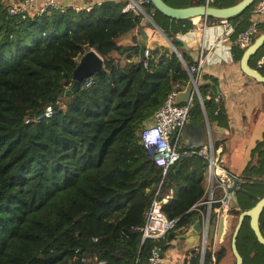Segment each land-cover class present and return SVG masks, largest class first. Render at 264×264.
<instances>
[{
	"label": "trees",
	"instance_id": "obj_1",
	"mask_svg": "<svg viewBox=\"0 0 264 264\" xmlns=\"http://www.w3.org/2000/svg\"><path fill=\"white\" fill-rule=\"evenodd\" d=\"M19 1L0 0V264H98L100 260L145 264L155 245L160 244L162 251L168 245L152 239L141 243L138 227L162 174L140 142V133L167 94L188 84L186 65L195 61L180 49L176 33L190 27L191 19H175L157 9L152 14L179 48L185 65L163 42L148 48L144 60L122 65L120 56H139L140 45L136 40L128 46L116 40L144 19L141 12L122 11L128 0H105L89 11L69 8L61 13L48 8L24 19L6 11L8 4ZM163 1L173 7L206 2ZM238 1L210 0V4L226 7ZM258 1L227 19L236 31L249 25ZM142 7L150 14L154 8L152 3ZM90 49L103 58V72L90 76L88 87L82 88L81 82L78 91L62 95ZM263 49L264 45L250 60ZM214 82L198 81V89L207 119L222 121L227 117L214 99ZM48 104H57L51 117L25 122ZM202 119L195 97L188 120ZM213 143L217 148L218 143ZM254 154L257 165L244 174L251 175L255 168L258 177L253 183L239 184V199L246 202L239 205L243 210L264 195V140ZM175 165L160 186L162 195L176 184L163 212L169 219L178 217L179 224L190 223L195 212L189 209L204 192L207 161L194 154L182 160L177 171ZM230 211L235 216L240 213ZM259 225L263 232L264 209ZM236 245L242 264H264V245L256 239L248 217ZM209 258L207 251V262ZM193 260L198 263V256Z\"/></svg>",
	"mask_w": 264,
	"mask_h": 264
},
{
	"label": "crops",
	"instance_id": "obj_2",
	"mask_svg": "<svg viewBox=\"0 0 264 264\" xmlns=\"http://www.w3.org/2000/svg\"><path fill=\"white\" fill-rule=\"evenodd\" d=\"M44 1L46 0H39V3ZM54 1L59 5L71 7L74 5L92 6L105 0ZM259 3L260 1L255 3L253 10ZM251 19L257 21L255 35L263 33L264 31H261V27L264 29V10L259 13H253ZM149 20L144 15L140 25L117 38V43L128 46L134 45L136 40L139 45L145 44L147 48L151 49L159 45V43L165 42L162 34ZM197 20L198 26L202 27L204 19L199 17ZM227 21V25H222L219 19L208 20L207 22L204 33L206 57L200 70L199 83L211 82V80L216 82L214 84L216 85L217 95H215L214 99L215 101H220L227 118L225 120L222 119V121L208 120L209 130L213 142L218 143L217 149L220 150V157H224L222 159L226 163V169L238 177H243L239 180L236 191L238 208H232L241 212L243 208H240L239 205L246 202L243 197L239 199V184L241 182L253 183L258 177L255 168H252L251 175H245L244 173L248 167L257 165V154L253 156L252 151L259 142L264 140V85L247 76L241 70L240 59L244 50L237 45L236 37L242 30L236 31L231 20ZM176 37L181 42L180 49L187 51L189 56L196 62L201 32L196 29L191 21V26L183 32H177ZM132 60H140V57L131 56L129 58L126 55L120 56L121 64ZM255 60L249 61L252 67ZM203 119L196 122L190 121L196 124L202 122ZM232 204V198L229 197V205ZM232 209L229 208L228 212H221L215 215L210 222L211 225L212 220H214V234L211 243L208 236L207 251L209 252V247H211L210 253L215 255L220 253L215 264H235V256L231 249V237L238 216L231 213L230 210ZM223 213L226 216L222 221L221 215ZM195 215L196 218L191 221L193 225L199 220L196 213ZM182 234H184V237L180 236ZM170 238V241L165 242L168 247L162 251L163 264H200L199 260L198 263L193 260L196 256L199 258V231L197 234H186L184 232L178 235L171 234Z\"/></svg>",
	"mask_w": 264,
	"mask_h": 264
},
{
	"label": "built area",
	"instance_id": "obj_3",
	"mask_svg": "<svg viewBox=\"0 0 264 264\" xmlns=\"http://www.w3.org/2000/svg\"><path fill=\"white\" fill-rule=\"evenodd\" d=\"M210 0H206L209 4ZM150 3V0H128L122 8V11L141 12L145 15L142 5ZM48 8L58 9L61 13L66 12L69 8L73 11H89L91 6L74 5L66 7L59 5L54 0H46L39 3V0H20L19 3L13 5L8 4L6 11L9 15H19L21 18H26L27 14L35 12L40 15ZM155 8L151 9V14L147 13L145 16H151ZM264 10V0H261L258 6L253 10V13H259ZM204 19L202 27L198 26V18ZM149 18V17H148ZM207 16H196L191 18L192 24L201 32L199 52L197 60L194 64L187 66L186 70L189 75L188 84L192 83L193 88L191 96L184 103H176V95L183 91H171L167 94L163 103L156 109L152 118L145 124L140 133V142L148 152L152 161L161 168L162 179L159 187L154 193L151 203L144 214V222L138 227L140 231L141 243L147 239L155 241H170L173 230L178 227V230L186 233L193 227V222L179 224V218L169 219L163 212V205L167 203L173 196L175 183L166 189L161 195V184L167 172L180 160L183 153V129L185 123L188 121L189 111L193 105V98H198L200 93L198 89V81L200 77V70L205 61L206 51L204 43L205 27L208 22ZM222 25H227V19H219ZM257 21L252 19L249 25L237 34L236 43L241 49H245L250 45L255 38V31ZM145 58L148 57V48L144 51ZM256 70L264 68V49L255 60ZM91 83V77H87L82 81V88L88 87ZM55 113V106L48 104L43 110L35 114L33 118L26 117L25 122L38 121L43 118L51 117ZM194 154L203 157L207 161V172L205 176V188L202 196L190 207L189 210L195 212L200 220V246L199 263L200 264H215L217 259L214 253H210L208 262L205 259L207 253V241L209 235L210 222L212 217L221 212H228L229 210V183L240 178L230 173L225 165L224 160L220 157V150L214 147L211 135H209L206 144L193 150ZM219 190L217 196L215 191ZM122 236H128L125 231H122ZM162 247L160 244L155 245L148 256L145 264H163L160 257ZM98 264H103V261H98Z\"/></svg>",
	"mask_w": 264,
	"mask_h": 264
},
{
	"label": "water",
	"instance_id": "obj_4",
	"mask_svg": "<svg viewBox=\"0 0 264 264\" xmlns=\"http://www.w3.org/2000/svg\"><path fill=\"white\" fill-rule=\"evenodd\" d=\"M255 1L256 0H239L235 4L226 7H218V6L210 5L208 3L189 5L185 7H173L165 3L163 0H150V3H152L154 8L160 11L161 13L175 19L184 20V19H191L196 16H207V17H213L219 19L221 18L228 19L240 13L247 7L251 6ZM145 15H147V13H145ZM148 17L150 19L149 21L162 34L165 40V42H163L162 44L170 47L173 51H175L180 57L182 63L185 65L184 60L179 53V50L173 44L171 39H169L167 35L162 31V29L157 26V24L153 20L152 15ZM263 45H264V32L257 35L254 38L253 42L244 49L240 59V67L241 70L247 76L251 77L255 81L262 83L264 85V74L260 70L254 69L249 64L250 59L259 51V49ZM146 48L147 46L145 44L140 45L139 48L140 60L145 59L144 51ZM102 72H103V58L94 49L88 50L85 54L82 55L77 66L73 71V79L70 87L61 94L71 95L72 93L80 89V84L85 78L90 77L95 73L101 74ZM193 87L194 86L192 83L187 84L185 89L176 95V103L180 104L186 102L191 96ZM198 100L203 110L204 119L202 122L196 124L192 123L190 120H188L185 123L183 129V137H184L182 144L183 153L181 154L179 162L175 165L174 171H177L180 168L182 160L194 155L193 152L194 149L204 146L206 144L209 135L211 134L209 130V122L203 107V99L201 98V95H199ZM238 182L239 180L236 179L230 182L228 185L229 197H231L233 201V204L229 205L230 209L238 208V200L236 196ZM263 209H264V196L258 199V201L252 207L245 209L238 214L237 223L234 227L231 237V249L235 256V264H242L243 262V258L237 249L236 238L242 226V223L246 217H248L249 219L248 221L249 226L254 232L256 239L260 244L264 245V234L261 231L259 225V219L263 212ZM225 216H226L225 213L221 215L222 221L224 220ZM199 228H200V220H197L194 223L193 227L186 232V234H197ZM213 234H214V220H212V223L209 228L208 236L210 243L213 239ZM180 236L184 237V234ZM162 256L163 253L160 252V257L162 258Z\"/></svg>",
	"mask_w": 264,
	"mask_h": 264
},
{
	"label": "rangeland",
	"instance_id": "obj_5",
	"mask_svg": "<svg viewBox=\"0 0 264 264\" xmlns=\"http://www.w3.org/2000/svg\"><path fill=\"white\" fill-rule=\"evenodd\" d=\"M5 2H6V0H4ZM32 14H35V12H31ZM256 37V36H255ZM122 65H124V63L122 64ZM253 66H255V63L253 64ZM148 122H146L145 124H147ZM144 124V125H145ZM222 156V155H221ZM223 159H224V157H222ZM226 163L224 162V165H225ZM226 167V166H225ZM206 172H207V169H206ZM206 176V175H205ZM215 193H216V195L218 196L219 195V190L218 189H216V191H215ZM192 218L194 219V218H196V215H195V213H192ZM173 232H174V234L175 235H178L179 233H180V231L178 230V227L175 229V230H173ZM212 250V248L211 247H209V252Z\"/></svg>",
	"mask_w": 264,
	"mask_h": 264
}]
</instances>
